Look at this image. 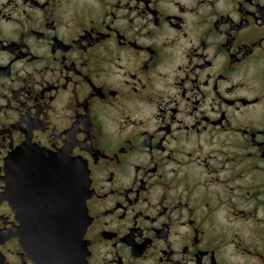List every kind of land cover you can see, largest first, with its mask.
<instances>
[{
    "label": "clouds",
    "instance_id": "1",
    "mask_svg": "<svg viewBox=\"0 0 264 264\" xmlns=\"http://www.w3.org/2000/svg\"><path fill=\"white\" fill-rule=\"evenodd\" d=\"M24 144L73 233L13 203ZM0 264H264V0H0Z\"/></svg>",
    "mask_w": 264,
    "mask_h": 264
},
{
    "label": "flooded vegetation",
    "instance_id": "2",
    "mask_svg": "<svg viewBox=\"0 0 264 264\" xmlns=\"http://www.w3.org/2000/svg\"><path fill=\"white\" fill-rule=\"evenodd\" d=\"M13 165H16L17 170H13ZM9 173L16 178V189L12 192L13 203L18 202L35 213L34 219L29 214V222L37 236L36 243L48 242L49 233H73L77 218L75 215L78 216L79 210L74 208L70 215H64L53 213L49 208L62 191L61 180L70 174L61 157L36 145L24 144L10 154ZM72 199L75 201L74 193ZM142 247L138 246L136 251H141Z\"/></svg>",
    "mask_w": 264,
    "mask_h": 264
},
{
    "label": "water",
    "instance_id": "3",
    "mask_svg": "<svg viewBox=\"0 0 264 264\" xmlns=\"http://www.w3.org/2000/svg\"><path fill=\"white\" fill-rule=\"evenodd\" d=\"M75 200H78V196L75 194ZM78 214V212H77ZM77 217V215H75Z\"/></svg>",
    "mask_w": 264,
    "mask_h": 264
}]
</instances>
